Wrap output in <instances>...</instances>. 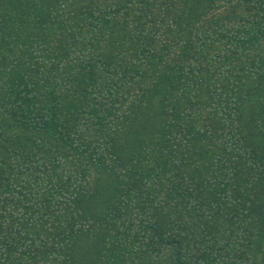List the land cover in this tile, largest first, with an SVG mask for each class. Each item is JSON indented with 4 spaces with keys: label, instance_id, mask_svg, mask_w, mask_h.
Returning <instances> with one entry per match:
<instances>
[{
    "label": "trees",
    "instance_id": "trees-1",
    "mask_svg": "<svg viewBox=\"0 0 264 264\" xmlns=\"http://www.w3.org/2000/svg\"><path fill=\"white\" fill-rule=\"evenodd\" d=\"M0 264H264V0H0Z\"/></svg>",
    "mask_w": 264,
    "mask_h": 264
}]
</instances>
